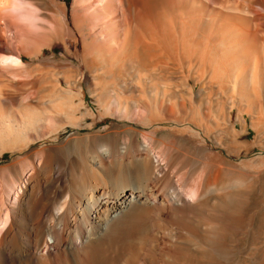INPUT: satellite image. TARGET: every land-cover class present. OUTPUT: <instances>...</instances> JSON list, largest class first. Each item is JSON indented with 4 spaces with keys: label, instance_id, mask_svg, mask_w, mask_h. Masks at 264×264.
Returning a JSON list of instances; mask_svg holds the SVG:
<instances>
[{
    "label": "bare ground",
    "instance_id": "1",
    "mask_svg": "<svg viewBox=\"0 0 264 264\" xmlns=\"http://www.w3.org/2000/svg\"><path fill=\"white\" fill-rule=\"evenodd\" d=\"M181 1L73 0L67 8V4L57 0H0V155H12L10 162L0 165V264H91V244L97 240L100 243L108 228L111 230L119 223L123 227L125 221L132 224L131 233L124 259H119L118 264H145V248L167 253L179 249L200 256L210 249L220 260L214 264H223L230 257L228 247L218 245L219 242L214 251L215 245L212 249L207 242L208 235H214L212 230L221 218L228 223L223 225L224 229L229 227L232 233L236 232L238 194L241 189H257L253 183L255 176L233 168L221 154L202 144L203 139L199 140L194 130L187 137L183 130L145 132L129 125L109 134L88 131L90 125L84 128L81 123L85 116H79L83 104L74 103L68 76V67L74 61L104 77L113 68L119 75L135 67L169 74L177 68H187L188 74L182 81L191 97V67H197L194 81L202 82L205 78L208 34L205 17H199V23L193 27L194 17L182 9ZM261 1L253 0V20L264 18ZM17 10H27L40 22L35 26V35L17 27ZM227 26L222 27L226 47L233 40ZM233 33L238 40L227 47V61L232 57V49H245L244 33L239 28ZM57 42L65 45L66 52L62 56L51 52L42 58L45 50H54ZM68 42L77 43L75 48L79 50H71ZM260 46L262 53L256 54L252 79L256 89L261 90L264 45ZM14 49L17 54H13ZM44 60L58 69L61 78H56L53 85L56 102L50 109L37 110L29 102L39 97L42 87L37 82L29 83L27 78L33 68L43 70ZM108 66L112 70H106ZM80 90L76 96L79 100ZM100 93L107 95V89L102 88ZM186 98L191 101L189 96ZM106 99L102 100L108 107L111 102ZM201 102L196 105L199 109L204 108ZM186 103L183 98L152 103L139 100L116 104L113 113L135 124L148 116L156 120L144 125H166L183 110L187 111ZM9 105L22 109L12 113ZM150 106L153 107L149 110ZM87 115L93 117L94 113ZM67 128L72 132L60 139V133ZM167 135L196 146L203 155L206 167L195 184L194 171L182 173L184 163L163 142ZM210 196V210L218 213L215 217L213 213H201ZM223 206L228 207V212H224ZM172 215L189 219L203 215L204 220L198 222L205 228L207 239L189 237L194 240L189 241L182 235L165 239V224L161 228L160 221ZM261 239L264 240V234ZM260 261L258 264H264V256Z\"/></svg>",
    "mask_w": 264,
    "mask_h": 264
},
{
    "label": "rangeland",
    "instance_id": "2",
    "mask_svg": "<svg viewBox=\"0 0 264 264\" xmlns=\"http://www.w3.org/2000/svg\"><path fill=\"white\" fill-rule=\"evenodd\" d=\"M57 1L67 4V8H70L73 2V0ZM261 5L264 6V0L261 1ZM181 7L195 18L192 22L193 27L197 26L203 15L206 25L205 33L208 34L206 35L208 37V65L205 78L202 82L194 81L197 76V67L194 65L196 62L192 61V63H195L189 74L191 76L190 87L193 88L191 97L182 81L183 77L188 74L187 68L183 70L177 68L172 73L166 72V74L159 71L152 73L149 70H141L135 67L128 73L122 71L120 75L117 74V69L113 68V71L110 74L107 73V76L104 77L101 72L89 71L85 66L74 61L68 67V76L72 82L71 90L75 98L73 100L76 104H83L79 116H85L81 123L84 128L90 125V128H86L88 131L109 134L124 125H129L145 132L152 129L163 132L162 129L168 128L177 131L183 130V135L187 137L193 135V131L190 130H194L198 135V139L200 137L204 140L199 139L202 144L208 145V148L221 154L233 168L235 167L242 174L255 176L253 183H255L257 189L251 191L241 189L238 194L240 198L239 224L235 233H232L229 227H226L228 226L227 221L221 218L216 224L215 231L212 230L214 235H208L203 230L205 228L198 222V220H204L203 215L201 217L196 216L193 219L172 215V218L170 216L164 221L161 220L160 227L165 224L162 225L163 228L161 227L165 239H169V235H182L189 241H194L193 238L202 240V238L207 239L209 236L207 242L209 241L212 249L215 245L214 251L218 247L216 243L226 245L224 247L226 249L228 247L230 257L223 264H258L264 256V240L261 239L264 234V82L261 84V90L259 87L256 89L257 87L254 86L256 83L253 82L252 75L254 73V60L262 53L260 45H264V18L258 17L257 20L256 17L253 20V15L250 14V11L254 8L253 0H182ZM17 12L20 11L17 10ZM17 19L15 20L17 27L26 30L32 36L35 35L38 29L36 27L40 25V22L35 20L31 13L27 10L21 11L18 13ZM224 24L228 25L232 31L231 39L233 40L228 42L227 47L232 46V42L235 45V41L238 40L235 39L233 33L237 28L245 36L244 51L240 52L239 49H232V57L228 61L225 60L227 47L224 30L222 29ZM30 26L34 30H29ZM248 33H251L250 36H247ZM6 40L10 42V39L7 38ZM68 44L71 50H79L75 48L77 43L68 42ZM192 49H194L193 46ZM12 52L17 54L15 49ZM51 52L62 56L66 52L65 45L62 42H57L54 50H45L41 57H47ZM258 52L259 54H257ZM23 60L27 62V58ZM50 63L49 60H44L43 70L39 71L33 68L27 78L29 83L37 82L42 87L39 97L29 102L30 107L37 110L50 109L57 100L56 96L54 97V94H52L54 91L53 85L57 79L61 78V73ZM106 68L108 71L112 70L110 66ZM102 88L107 89V95H101ZM79 90L81 91L80 100L76 97ZM188 96L191 101L186 98ZM106 97L108 99L106 100L111 102L108 107H105L103 102ZM181 98L187 102V111L183 110L180 115L176 116L175 119L172 118L166 125L157 122L152 126H146L144 123L156 120V118L148 116L147 119L140 118L141 122L135 124L133 121L117 118L113 113L116 104L139 100L152 103L163 99L181 100ZM198 101H202L204 108L199 109L196 106ZM152 107L150 106L149 110ZM19 109H22V107L9 105V112L15 113ZM87 112L94 113V116L87 115ZM71 132V128H67L66 131L60 133L59 138L63 139ZM163 142L168 146L170 145L173 153L179 156L181 163H184L185 167L182 173L185 170L194 171L192 181H195L193 182L195 184L199 180L200 171L206 167V161L200 151H197L196 146L192 147L187 142L177 139V136L174 135L165 136ZM11 159V154L3 153V155H0V165H6ZM211 197L207 199L201 213L210 215L213 213L212 216L215 217L218 213L210 210ZM245 201L248 202L244 204ZM223 210L228 212V207L223 206ZM124 224H127L126 221L123 223V227L119 223L114 227H110L111 230L108 228L107 232L109 233L106 232L102 236L106 237L105 240L100 238V243L98 240L93 242L94 245L97 242L99 244L96 246L91 244L90 249L95 250L90 251L91 264H118L119 259L121 261L124 259V252H126L128 245L127 238L131 233L130 226H132V224H127L128 227L126 225L124 227ZM223 225H226L225 229ZM173 230L174 232L171 234ZM189 237H192V239ZM154 252L153 249L145 248L143 252L144 259L148 260L145 259V264H154L153 262L155 264H214V261H220L215 259L214 252H211L210 249L201 256L195 253H185V251L179 249L170 250L168 253L157 250ZM159 253L161 254L159 255ZM231 254L233 255L231 256ZM154 255L156 259L153 258ZM151 258L155 260L153 261Z\"/></svg>",
    "mask_w": 264,
    "mask_h": 264
}]
</instances>
